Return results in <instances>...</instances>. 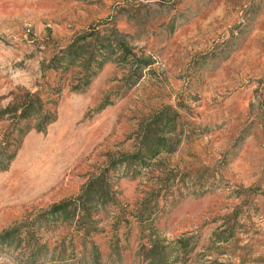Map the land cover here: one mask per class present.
I'll list each match as a JSON object with an SVG mask.
<instances>
[{"label":"rangeland","instance_id":"374dc122","mask_svg":"<svg viewBox=\"0 0 264 264\" xmlns=\"http://www.w3.org/2000/svg\"><path fill=\"white\" fill-rule=\"evenodd\" d=\"M101 20L142 58V80L130 87L129 67L109 62L86 90L65 86L56 121L28 132L0 168V232L77 195L108 152L131 148L142 115L172 104L189 136L169 160L211 190L168 205L157 221L166 245L182 239L189 251L171 263L264 264V0H0V109L42 82L53 45ZM9 125L0 121V142ZM141 183L115 176L118 204L100 213L99 232L61 226L45 240H66L78 256L95 244L107 264H146L130 216ZM17 259L0 248V264Z\"/></svg>","mask_w":264,"mask_h":264},{"label":"trees","instance_id":"16d2710c","mask_svg":"<svg viewBox=\"0 0 264 264\" xmlns=\"http://www.w3.org/2000/svg\"><path fill=\"white\" fill-rule=\"evenodd\" d=\"M46 40L47 46L54 43L51 35ZM51 50L41 62L42 82L37 83V88L22 90L0 109V121L10 123V131L0 142L2 169L9 166L28 132H44L56 121L57 111L52 105H57L65 86L76 92L86 90L109 62L129 67L131 79H134L130 87L139 84L143 77L142 58L109 20L92 22L67 44L56 43ZM51 74L55 76L54 81H50ZM133 134L131 148L108 152L104 165L90 174L77 195L33 210L0 232V248L18 251L19 264H107L95 244L78 256L74 249L66 252L63 239L50 247L45 234L61 226L74 227L85 236L99 232L100 213L118 204L115 176H129L142 179L140 199L130 216L142 227L140 240L144 262L172 264L173 256L176 260L188 253L184 247L187 245H177L182 239L173 247L166 245L156 227L168 205L190 196L201 197L211 190L203 183L198 186L203 176L198 177L188 166L180 167L169 160L188 139L184 116L176 106L163 104L142 115ZM125 220L129 222V218Z\"/></svg>","mask_w":264,"mask_h":264}]
</instances>
